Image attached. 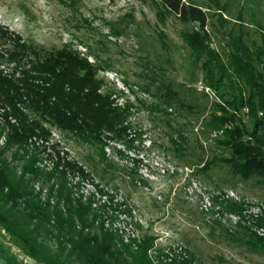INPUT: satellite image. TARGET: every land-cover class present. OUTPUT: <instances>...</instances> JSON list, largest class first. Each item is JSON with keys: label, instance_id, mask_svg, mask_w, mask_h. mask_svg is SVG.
<instances>
[{"label": "rangeland", "instance_id": "374dc122", "mask_svg": "<svg viewBox=\"0 0 264 264\" xmlns=\"http://www.w3.org/2000/svg\"><path fill=\"white\" fill-rule=\"evenodd\" d=\"M185 1L207 12L212 47L225 59L233 38L241 36L252 49L261 45L264 0ZM0 26L45 51L72 44L91 62L108 63L99 77L119 106L134 105L126 139L104 138L103 149L45 124L51 132L46 152L58 144L65 161L83 165L89 176L68 170L67 187L93 210L103 208L106 227L119 229L125 239L154 237L159 260L181 254L192 264H264V248L249 243L251 234L264 239V185L258 177L235 176L220 161L227 154L222 137L206 125L220 99L207 88L184 39L196 24L182 22L158 0H0ZM4 43L5 50L9 44ZM0 69L9 71L6 65ZM168 89L173 98L167 97ZM153 104L167 113L146 108ZM41 143L33 138L28 147L41 149L36 166L50 172L56 165ZM4 145L5 132L0 152ZM14 152L7 150L4 158L20 176L24 161ZM58 181L40 177L33 183L46 200ZM230 200L243 203L242 210L231 211ZM39 234L56 248L54 235ZM0 244L21 264H40L1 226ZM0 264L7 263L0 259Z\"/></svg>", "mask_w": 264, "mask_h": 264}, {"label": "trees", "instance_id": "16d2710c", "mask_svg": "<svg viewBox=\"0 0 264 264\" xmlns=\"http://www.w3.org/2000/svg\"><path fill=\"white\" fill-rule=\"evenodd\" d=\"M158 2L182 22L197 25L184 39L201 65L207 88L220 99L206 122L212 133L222 137L219 142L227 154L220 161L235 176L243 180L258 177L264 185V35L255 49L241 36L233 38L225 59L212 47L207 29L209 17L203 8L185 0ZM3 29L0 26V66H8L9 71L0 69V138L5 132L0 152V226L40 264H192V258L181 254H167L159 260L155 238L149 234L125 239L119 229L106 227L103 208L93 210L91 202L74 198L67 187L68 170L83 178L89 176L83 165L65 161L58 144L46 152L44 143L51 132L45 124L83 142L98 143L102 149L106 145L104 138L126 139L134 105L119 106L114 91L99 77L109 64L91 62L72 44L45 51ZM3 42L9 48L4 50ZM174 95L168 89L167 97ZM168 98L165 103L171 106ZM146 108L167 113L159 104ZM33 138L42 141L39 147L54 160L55 169L44 172L36 166L41 149H29ZM172 143L177 148L181 146L177 139ZM10 149H15V159L24 161L20 176L4 158ZM215 161H207L204 169ZM40 177L59 180L57 187L51 185L46 200L34 187L33 181ZM242 204L231 201L228 208L239 212ZM43 230L45 235H54L56 248L42 240L39 233ZM251 236V245L264 248L263 238ZM2 247L0 244V259L7 264H21Z\"/></svg>", "mask_w": 264, "mask_h": 264}]
</instances>
